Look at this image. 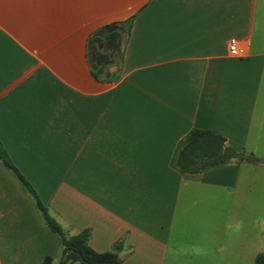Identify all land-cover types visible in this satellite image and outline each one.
Listing matches in <instances>:
<instances>
[{
    "label": "crops",
    "instance_id": "crops-1",
    "mask_svg": "<svg viewBox=\"0 0 264 264\" xmlns=\"http://www.w3.org/2000/svg\"><path fill=\"white\" fill-rule=\"evenodd\" d=\"M232 40L245 56L230 55ZM92 45L114 63L96 65ZM193 129L261 161L184 172ZM0 141L67 235L89 231L96 252L119 245L123 264L255 261L264 0H0ZM62 248L0 160V264H59Z\"/></svg>",
    "mask_w": 264,
    "mask_h": 264
},
{
    "label": "trees",
    "instance_id": "trees-1",
    "mask_svg": "<svg viewBox=\"0 0 264 264\" xmlns=\"http://www.w3.org/2000/svg\"><path fill=\"white\" fill-rule=\"evenodd\" d=\"M119 36L118 31H113L107 37L117 41ZM92 39L94 43L101 41V38L96 36ZM92 48L96 51L94 45H92ZM109 63L113 64L114 62L106 55L96 51V65L101 64L105 66ZM0 160L16 174L24 188L35 199L47 226L60 236L63 248L59 264H74L78 261L81 264H123L117 252L120 248L119 245L115 246V251L99 253L94 251L89 245V231H81L73 236L67 235L62 226L49 214L46 206L41 202L33 187L13 165L1 141ZM244 160L252 163L261 161L257 157L251 155L245 156L227 147L224 137L213 131L193 129L179 151L177 166L184 172L198 173L209 168L228 164L232 161L239 162ZM51 261L52 258L47 257L44 264H51ZM255 263L264 264V252L256 255Z\"/></svg>",
    "mask_w": 264,
    "mask_h": 264
},
{
    "label": "rangeland",
    "instance_id": "rangeland-1",
    "mask_svg": "<svg viewBox=\"0 0 264 264\" xmlns=\"http://www.w3.org/2000/svg\"><path fill=\"white\" fill-rule=\"evenodd\" d=\"M117 51H115V56L116 57V60L118 59V53H119V49L117 48L116 49ZM115 70V68H112L111 71L113 72ZM107 71H108V68H107ZM259 210H258V216H262L264 213H263V210H261L263 208V206H259ZM261 222H259V226H260ZM259 253H262L264 252V236L260 234V231H259ZM74 264H81L79 261L78 262H75ZM246 264H256L254 260H251V258L248 260V262Z\"/></svg>",
    "mask_w": 264,
    "mask_h": 264
},
{
    "label": "built area",
    "instance_id": "built-area-1",
    "mask_svg": "<svg viewBox=\"0 0 264 264\" xmlns=\"http://www.w3.org/2000/svg\"><path fill=\"white\" fill-rule=\"evenodd\" d=\"M229 52L230 55L235 57H243L246 55L245 49L239 47L236 41L232 40L229 43Z\"/></svg>",
    "mask_w": 264,
    "mask_h": 264
},
{
    "label": "water",
    "instance_id": "water-1",
    "mask_svg": "<svg viewBox=\"0 0 264 264\" xmlns=\"http://www.w3.org/2000/svg\"><path fill=\"white\" fill-rule=\"evenodd\" d=\"M116 28H117V26H113V27H110L108 30H109V32H110V31L115 30Z\"/></svg>",
    "mask_w": 264,
    "mask_h": 264
}]
</instances>
